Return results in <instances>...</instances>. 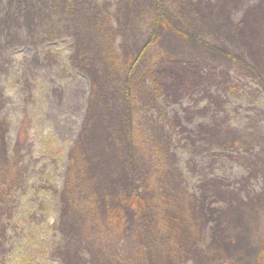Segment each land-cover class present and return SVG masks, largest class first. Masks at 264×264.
<instances>
[{
	"label": "rangeland",
	"instance_id": "obj_1",
	"mask_svg": "<svg viewBox=\"0 0 264 264\" xmlns=\"http://www.w3.org/2000/svg\"><path fill=\"white\" fill-rule=\"evenodd\" d=\"M263 241L264 0H0V264Z\"/></svg>",
	"mask_w": 264,
	"mask_h": 264
},
{
	"label": "trees",
	"instance_id": "obj_2",
	"mask_svg": "<svg viewBox=\"0 0 264 264\" xmlns=\"http://www.w3.org/2000/svg\"><path fill=\"white\" fill-rule=\"evenodd\" d=\"M137 203H141L140 201H137ZM114 211L109 212L106 218V221L108 224H111L112 222L114 223L116 221V218H114ZM264 243V241L262 242ZM45 252V251H44ZM43 254L39 251V249H35L34 251L31 252L27 257H22L21 259H18V261L14 262V264H38L42 259L41 256ZM257 264H261L264 262V245L261 246L260 252L257 254L256 258Z\"/></svg>",
	"mask_w": 264,
	"mask_h": 264
}]
</instances>
